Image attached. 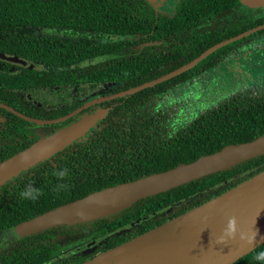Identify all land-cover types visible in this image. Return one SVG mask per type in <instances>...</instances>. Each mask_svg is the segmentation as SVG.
<instances>
[{
    "label": "trees",
    "instance_id": "1",
    "mask_svg": "<svg viewBox=\"0 0 264 264\" xmlns=\"http://www.w3.org/2000/svg\"><path fill=\"white\" fill-rule=\"evenodd\" d=\"M131 1L0 0V52L16 55L34 64L64 61L71 56L72 58L77 57L78 54H81V58L90 57L89 53L86 54L87 48L53 51L40 47L32 33L34 27H40L43 30L55 28L67 32L80 28L105 32L111 30L114 22L121 23L133 18L134 25L131 32L140 33L141 29H147L148 32L153 31L151 40L155 41L161 40L164 32L169 28L174 37L168 38V40L173 44L168 47L169 53L164 58L161 54H152L150 57L144 58V53L139 59L136 57L134 64L128 70L126 69L143 81L131 84L132 87H137L189 63L217 43L261 24V22L250 20L246 24L235 23L231 16V24L227 33L221 34L222 31H217L215 34H211L207 33L206 28V37L203 39L201 37L203 35L193 26L191 13L198 7L207 5V2L197 5L198 7L194 6L196 10L189 9V6L179 9L177 17L174 19L178 21V25H176L174 20L165 23L166 19L163 16L156 17L154 8L145 0L141 1L146 3V7L139 6L138 0ZM230 1L236 3L234 0ZM218 7H215V11L211 15L214 14L215 17L221 15L222 11ZM210 12L209 8L206 12L207 16L201 14L197 21L205 22ZM176 26L178 27L176 28ZM209 28L211 29V27ZM86 60L88 59L83 61ZM209 60L210 57L206 58L197 67L181 76L185 77L199 69H205L204 65ZM7 64V62L0 61V68ZM37 70L39 69L32 71L36 73ZM144 74L146 75L144 76ZM2 76L4 75L0 72V84L3 83ZM176 85L175 80L165 81L135 94L132 98L150 95L153 99L154 94H161ZM192 87L191 84H184L183 89L188 88L190 91ZM208 87L207 93L209 92ZM194 88H198L197 85H194ZM145 101L147 98L142 100V102ZM126 105L129 106L130 102ZM186 105L187 103L183 109V124L188 126L178 136L166 138L159 129H142L141 126L146 123L145 121L133 117L129 121L127 120L128 116L122 114L121 117H124V120H119V122L108 118L101 129L92 132L88 136V140L93 143L69 146L56 154L58 157H63L61 161L46 162L27 170L28 172H49L50 176L37 178L19 175L0 186V234L19 222L42 214L49 209H37L33 200L19 198L21 192L19 189L23 190L27 185L41 190V194H50L48 196L56 200L55 205L60 199L63 203H69L107 187L163 172L180 164L191 163L202 156L218 152L227 145L246 143L264 136V103L249 105L245 104L242 99L231 101L218 98L206 100L199 98V100ZM150 107L151 103H146L143 108L147 110ZM190 107L195 108L193 113L188 110ZM124 121L131 125L134 124L136 127H128ZM263 165L264 155L164 193L143 198L115 215L97 219V223H94L92 227L94 228L92 234L97 237L108 231L124 228L126 223H137L139 219L152 213H156V216L144 223H164L250 178L264 169ZM64 168L69 170V174L63 180H58L53 173ZM255 168H258L257 171L253 170ZM243 173H245L244 176L235 178ZM69 181L73 182L69 183L72 184L70 187L67 186L65 190L56 191L58 183L64 184ZM210 188L212 190L206 193V190ZM11 189L17 191H6ZM5 200H7L6 203ZM166 209L170 211L164 214L159 213L160 210L165 211ZM259 251H264V244L235 264H264V262L255 260Z\"/></svg>",
    "mask_w": 264,
    "mask_h": 264
},
{
    "label": "flooded vegetation",
    "instance_id": "2",
    "mask_svg": "<svg viewBox=\"0 0 264 264\" xmlns=\"http://www.w3.org/2000/svg\"><path fill=\"white\" fill-rule=\"evenodd\" d=\"M205 2L207 5H202ZM138 4L146 7V3L141 0H138ZM158 5L159 10L154 9V12L156 17L163 16L166 19L165 23L174 20L179 9L185 6L196 10L194 6L202 5L197 6L198 9L191 14L193 26L203 35L201 36L203 39L206 37V28L207 33L211 34L217 31H222L221 34L227 33L231 16L235 23L246 24L250 20L261 22L258 26L264 25V9H248L230 0H162L158 2ZM215 7L222 11L218 17L211 15ZM209 8L211 11L209 16L205 22L199 23L197 20L200 15L207 16L206 12ZM175 24L178 25V21H175ZM133 25L134 19L129 18L121 23L114 22L111 30L105 32L81 28L69 32L55 28L43 30L40 27H34L32 29L40 47L53 51L87 48L88 50L85 51L90 57L81 58V54H78L77 57L71 56L64 61L36 63L42 67L36 73L32 71L33 69L11 63L1 66L0 72L4 76H2L3 83L0 84V163L41 139L80 122L84 117L98 113L102 115L99 122L72 145L93 143L88 140V136L101 129L108 118L112 121L124 120L125 118L121 117L122 114L128 116L129 121L132 117L145 121L146 123L141 126L142 129H159L166 138L178 136L188 126L183 124L185 103L188 105L189 102L199 100L207 90L205 86L201 88V85H217V90L211 89L208 94H213L218 99L231 101L242 99L249 105L264 103V28L213 52L208 56L210 60L205 63V69H199L185 77L181 76L182 73L169 79L175 80L177 85L161 94H154L153 99L150 95L132 98L143 90L120 96L123 92L136 88L131 84L143 82L140 77H135L134 73L127 71L134 64L136 57L139 59L145 53L144 58L152 54H161L164 58L169 53L168 47L173 44L168 40L174 37L169 28L164 32L161 40L155 41L151 40L153 31L141 29L140 33H134L131 32ZM109 36L123 39L113 40ZM95 56L113 58L96 65H83ZM85 59L88 60L83 61ZM145 83L148 82L143 84ZM184 84L193 85L189 91H192L191 100L187 102L183 96ZM194 85L198 88H194ZM144 98H147V101L142 102ZM129 102L130 105L127 106L126 103ZM146 103H151L150 109L143 108ZM194 109L190 107L188 110L193 113ZM126 125L136 127L131 123ZM129 145L131 146L130 143ZM62 158L55 154L41 164L56 163ZM19 175L38 178L48 177L51 173L25 171ZM69 183L73 182L64 184L70 187L72 184ZM6 191L16 192L17 190ZM19 191L22 190L19 189ZM41 192L39 190L40 195L34 202L37 209L49 208L42 214L66 204L60 199L55 205L56 200L48 196L50 194L45 195ZM19 198L22 197L19 196ZM39 215L41 214L37 216ZM142 219H139L137 223H126L124 228L114 229L97 237L92 234L94 230L92 227L94 223H97V219L75 225H56L30 235H19L15 227L29 219L23 220L0 234V264H85L114 247L169 221L140 223Z\"/></svg>",
    "mask_w": 264,
    "mask_h": 264
},
{
    "label": "water",
    "instance_id": "3",
    "mask_svg": "<svg viewBox=\"0 0 264 264\" xmlns=\"http://www.w3.org/2000/svg\"><path fill=\"white\" fill-rule=\"evenodd\" d=\"M145 1L156 10L160 8L158 2H162ZM234 1L248 9H264V0ZM263 28L264 25L258 26L222 41L184 66L140 87L123 92L120 96L134 94L185 73L216 50ZM109 38L123 39L115 36ZM111 58L113 57H95L83 65H96ZM0 61L30 69L42 68L24 58L4 52H0ZM101 118L102 115L99 113L84 117L80 122L41 139L1 162L0 186L77 142L93 129ZM262 155L264 136L246 143L227 145L220 151L202 156L191 163L180 164L160 173L93 192L31 218L17 225L15 229L19 235H30L56 225H75L96 220L127 209L143 198L164 193ZM244 175L245 173L235 178ZM211 190L212 188L206 190V193ZM168 211L169 209L160 210L159 213ZM155 216L156 213H152L139 222H145ZM230 219L233 221L234 235L231 238L225 237L221 243L220 238L224 235ZM263 244L264 169L207 202L114 247L85 264H235Z\"/></svg>",
    "mask_w": 264,
    "mask_h": 264
},
{
    "label": "clouds",
    "instance_id": "4",
    "mask_svg": "<svg viewBox=\"0 0 264 264\" xmlns=\"http://www.w3.org/2000/svg\"><path fill=\"white\" fill-rule=\"evenodd\" d=\"M53 174L57 177L58 180H63L69 174V170L67 168H64V169H60L59 171H54ZM66 188H67V185L63 183H58L56 185L57 192L61 190H65ZM19 195L24 199H30V200L35 201L39 197L40 193H39V190L36 189L34 186L27 185L19 193ZM232 222H233L232 219H230L228 222V226L225 229L224 235L221 236L220 238L221 243H223L225 237L231 238L234 235L232 231ZM255 260L257 262H264V251L257 252L255 256Z\"/></svg>",
    "mask_w": 264,
    "mask_h": 264
},
{
    "label": "rangeland",
    "instance_id": "5",
    "mask_svg": "<svg viewBox=\"0 0 264 264\" xmlns=\"http://www.w3.org/2000/svg\"><path fill=\"white\" fill-rule=\"evenodd\" d=\"M205 87H206V89H207V87H208V85H204ZM201 88L203 87V85H201L200 86ZM193 88V87H192ZM191 88V89H192ZM217 88H218V86L217 85H210L209 87H208V89L209 90H211V89H214L215 91L217 90ZM207 91V90H206ZM191 93H192V91L191 92H189V89L187 88L186 90H184V95L183 96H185L184 97V99H185V102H187V101H189V99H190V97H191ZM186 94H189V95H186ZM203 95V96H202ZM201 95V97H202V99L203 100H206V99H208V98H215V96L212 94H208V93H203ZM191 100V99H190Z\"/></svg>",
    "mask_w": 264,
    "mask_h": 264
}]
</instances>
